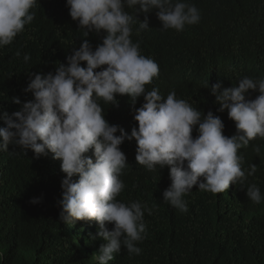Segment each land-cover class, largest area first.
<instances>
[{
    "label": "clouds",
    "instance_id": "9594fccd",
    "mask_svg": "<svg viewBox=\"0 0 264 264\" xmlns=\"http://www.w3.org/2000/svg\"><path fill=\"white\" fill-rule=\"evenodd\" d=\"M35 4L36 0H0V48L11 45L33 22ZM66 7L82 30V43L72 47L67 64L56 63L55 71L30 74L24 92L33 99L22 102L13 97L19 110L0 109V151L15 154L19 149L27 155L31 150L35 158L52 154L61 162L65 175L62 199L57 201L59 220L66 225L93 219L98 223L92 239L104 243L92 257L96 264H109L122 249L129 257L141 255L137 245L147 238L145 213L154 211L139 200L117 199L125 188L121 176L128 162L121 145L126 140L136 141V161L148 171L169 168L171 183L163 191V200L182 213L189 210L184 197L197 185L199 191L215 194L239 184L254 204L264 200L260 187L248 184L257 165L242 170L244 155L238 154L251 140L264 139V78L245 76L238 86L224 87L222 82L211 86L217 111L227 110L235 122L231 136L224 134L220 116L193 108L175 90L166 98L156 87L146 91L145 86L158 77L159 66L142 55L140 43L131 39L133 24L139 21L137 32L148 29V14L155 10L162 31L182 32L200 22L195 5L184 0H66ZM126 9L143 13L144 20ZM91 33H104L95 49L87 39ZM15 55L22 53L18 50ZM23 60L29 62L31 55L23 54ZM250 90L259 95L246 99ZM117 95L131 98L138 127L130 134L105 118L100 102L118 107ZM141 96L144 103L136 108ZM252 150L261 154L258 144ZM43 199V195L32 197L29 203L38 205Z\"/></svg>",
    "mask_w": 264,
    "mask_h": 264
},
{
    "label": "trees",
    "instance_id": "16d2710c",
    "mask_svg": "<svg viewBox=\"0 0 264 264\" xmlns=\"http://www.w3.org/2000/svg\"><path fill=\"white\" fill-rule=\"evenodd\" d=\"M184 2L195 5L201 19L182 32L162 31L155 10L148 14V29L137 32L139 21L133 24L131 39L140 43L142 55L159 66L158 77L145 86L146 91L156 87L166 98L175 90L177 97L193 108L220 116L224 134L231 136L236 132L235 122L227 110L217 111L211 86L218 82L224 87L238 86L245 76L264 78V0ZM31 11L35 13L33 22L11 45L0 48V109L9 113L20 107L13 103V97L22 102L33 99L31 93L24 92L30 74L55 71L56 63L67 64L72 47L78 48L83 39L66 0H36ZM126 11L144 20L143 13ZM103 36L91 33L87 39L95 49ZM18 50L20 57L15 55ZM23 54H30L31 60L25 62ZM257 95L250 90L246 99ZM117 100L118 107L100 102L105 118L130 134L138 127L131 98L117 95ZM143 103L141 96L135 107ZM257 144L261 147L259 156L252 150ZM136 147L134 139L121 145L128 166L121 176L125 188L117 199L124 203L139 200L154 211L152 215L145 213L147 238L137 245L142 254L129 257L122 249L109 264H264V200L254 204L239 184L215 194L199 191L197 185L184 197L189 210L182 213L163 200V191L171 183L169 168L148 171L137 163ZM240 153L244 155L242 170L257 165L248 184L259 186L264 197V139L251 140L247 148L238 150ZM60 163L52 154L35 158L31 150L27 155L19 149L15 154L0 151V264H96L92 257L104 243L101 238L92 239L98 223L93 219L66 225L59 220L57 201L62 199L65 175ZM41 195L43 203H29Z\"/></svg>",
    "mask_w": 264,
    "mask_h": 264
},
{
    "label": "flooded vegetation",
    "instance_id": "af4514ba",
    "mask_svg": "<svg viewBox=\"0 0 264 264\" xmlns=\"http://www.w3.org/2000/svg\"><path fill=\"white\" fill-rule=\"evenodd\" d=\"M86 232H87V230H86Z\"/></svg>",
    "mask_w": 264,
    "mask_h": 264
}]
</instances>
